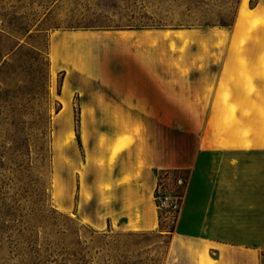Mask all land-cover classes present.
Returning <instances> with one entry per match:
<instances>
[{
	"label": "crops",
	"instance_id": "1",
	"mask_svg": "<svg viewBox=\"0 0 264 264\" xmlns=\"http://www.w3.org/2000/svg\"><path fill=\"white\" fill-rule=\"evenodd\" d=\"M247 4L264 18V0ZM242 10L231 29L52 33L61 112L73 126L75 100L79 110V138L57 147L58 163L85 166L77 198L58 170L64 211L99 229L170 233L168 264H264V24ZM161 171L186 174L170 229Z\"/></svg>",
	"mask_w": 264,
	"mask_h": 264
},
{
	"label": "rangeland",
	"instance_id": "2",
	"mask_svg": "<svg viewBox=\"0 0 264 264\" xmlns=\"http://www.w3.org/2000/svg\"><path fill=\"white\" fill-rule=\"evenodd\" d=\"M241 3L0 0V264H168L170 233L123 230L116 224L99 229L78 218L73 209L57 207L55 184L63 196L58 170L77 198L74 172L84 175L85 166L81 160L75 165L71 157L58 163V140L65 130L57 123L64 114L65 101L59 96L64 74L52 70L50 36L77 29H231ZM188 43L178 51L185 52ZM75 103L74 137L66 131L62 148L78 139ZM159 176L156 198L162 225L170 229L175 225L176 209L162 199L182 193L180 181L186 174L161 171Z\"/></svg>",
	"mask_w": 264,
	"mask_h": 264
},
{
	"label": "bare ground",
	"instance_id": "3",
	"mask_svg": "<svg viewBox=\"0 0 264 264\" xmlns=\"http://www.w3.org/2000/svg\"><path fill=\"white\" fill-rule=\"evenodd\" d=\"M247 3H248V0H243V10H242V19H241V21L244 22V23H247L248 25L251 24L252 26H256L257 24H264V18L263 19H255V18H253L252 12L247 10V7H248ZM51 61L53 62L51 67H52L53 72L55 73L57 71L56 70V68H57V64H56L57 63V58L55 56H51ZM64 90L66 92L69 91V87L65 86ZM64 103H66V102H64ZM63 112H64V114L62 115L63 117L59 116L58 119H57V123L59 124V126L63 130L65 129V127L67 125H69L70 126V135L73 138L74 137V130H72V125H71L72 124L71 114L66 113V108L63 110ZM58 141H59L58 142V147H61L60 138H59ZM245 147H247V146H245ZM54 198H55V202H56L57 207L59 209H61V210H64V207L62 205V199L60 198V195H59V189H58L56 184H55V190H54Z\"/></svg>",
	"mask_w": 264,
	"mask_h": 264
},
{
	"label": "built area",
	"instance_id": "4",
	"mask_svg": "<svg viewBox=\"0 0 264 264\" xmlns=\"http://www.w3.org/2000/svg\"><path fill=\"white\" fill-rule=\"evenodd\" d=\"M163 203H167L170 207L173 209H176L178 207V203L174 201H169V197L165 196L164 199H162Z\"/></svg>",
	"mask_w": 264,
	"mask_h": 264
},
{
	"label": "trees",
	"instance_id": "5",
	"mask_svg": "<svg viewBox=\"0 0 264 264\" xmlns=\"http://www.w3.org/2000/svg\"><path fill=\"white\" fill-rule=\"evenodd\" d=\"M63 73V72H62ZM76 122H77V124H78V122H79V111H78V109H77V112H76ZM78 127V126H77ZM78 130V129H77ZM77 136H78V138H79V133L77 134ZM158 191H159V188L157 189V191H156V195H157V193H158Z\"/></svg>",
	"mask_w": 264,
	"mask_h": 264
}]
</instances>
